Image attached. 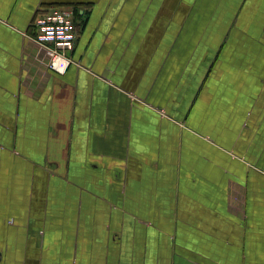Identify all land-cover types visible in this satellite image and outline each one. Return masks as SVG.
Listing matches in <instances>:
<instances>
[{
    "label": "crops",
    "instance_id": "1",
    "mask_svg": "<svg viewBox=\"0 0 264 264\" xmlns=\"http://www.w3.org/2000/svg\"><path fill=\"white\" fill-rule=\"evenodd\" d=\"M0 264H264V0H0Z\"/></svg>",
    "mask_w": 264,
    "mask_h": 264
},
{
    "label": "built area",
    "instance_id": "2",
    "mask_svg": "<svg viewBox=\"0 0 264 264\" xmlns=\"http://www.w3.org/2000/svg\"><path fill=\"white\" fill-rule=\"evenodd\" d=\"M74 15L72 8L54 6L39 10L33 19L31 40L45 49L50 70L60 72L69 64L67 55L77 36Z\"/></svg>",
    "mask_w": 264,
    "mask_h": 264
}]
</instances>
